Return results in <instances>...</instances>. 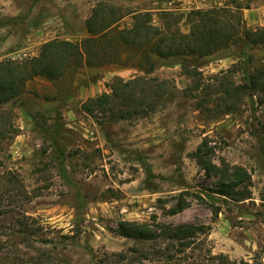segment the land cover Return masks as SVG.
I'll list each match as a JSON object with an SVG mask.
<instances>
[{
    "label": "rangeland",
    "instance_id": "1",
    "mask_svg": "<svg viewBox=\"0 0 264 264\" xmlns=\"http://www.w3.org/2000/svg\"><path fill=\"white\" fill-rule=\"evenodd\" d=\"M111 6L108 18H117V28L129 27L133 14L148 13L152 24L187 33L190 10L225 6L229 23L239 18L249 29L264 26V0H0V61L35 57L50 40L80 43L93 9ZM131 50L94 53L90 65L85 55L71 60L59 77L34 76L0 104V264H158L133 259L130 248L165 244L122 236L121 222L209 226L175 256L181 264H218L211 255L219 253L235 264H264L258 134L264 110L255 97L242 95L227 111L219 92L221 81L244 82V70L264 58V46L236 42L203 56L153 54L149 73ZM135 77L169 82L147 114L139 109L119 117L127 103L117 98L104 109L83 111L81 104L110 92L113 80ZM140 88L133 87L137 103ZM204 138L215 165L250 173L251 197L235 201L209 191L220 189L218 177L193 157ZM179 198L185 207L168 213Z\"/></svg>",
    "mask_w": 264,
    "mask_h": 264
},
{
    "label": "trees",
    "instance_id": "2",
    "mask_svg": "<svg viewBox=\"0 0 264 264\" xmlns=\"http://www.w3.org/2000/svg\"><path fill=\"white\" fill-rule=\"evenodd\" d=\"M225 7L190 10L187 14L190 23L187 33H182L179 29L171 30L170 27L152 24L148 13L133 14V20L129 27L117 28L112 26L117 18H108L115 10L112 6L111 8H94L86 20L88 36L82 42L50 40L42 45L35 57L21 62L0 61V104L19 95L23 84L32 77L41 75L49 79L57 78L62 75L69 61L79 63L85 55L84 61L90 65L92 63L90 55L99 52L104 55L107 49H111V52L115 51L118 56L121 52L130 49L133 52H139L140 59L148 63L147 68H144L143 71L149 73L154 67L150 59L153 54L163 58L190 54L203 56L236 42L264 46V26L249 29L241 24L243 21L239 18L236 25L231 24L226 17L230 13V8ZM233 7L238 11L241 9V6L238 5ZM101 41L106 45L96 49V44ZM243 59L245 63L251 62L250 57L246 56ZM248 67L249 65L243 72L244 82L239 84L230 81L220 82V100L225 102L227 111L233 108L234 103L240 100L242 95L250 98L255 97L257 106L264 110V58L254 66ZM136 84L142 86L140 88L141 100L138 103L134 101L136 95L133 87ZM168 85L167 80L155 78L135 77L125 81L117 78L108 85L110 92H103L98 96L88 98L81 104V107L83 111L91 113L95 107L104 109L105 105L117 98L121 102L127 103L124 104L125 108L122 106L123 109L120 110L119 117L128 118L132 116V112L139 113V109L142 113L147 114L155 108L159 101L164 99ZM198 86L199 84L195 85V87ZM132 102H136L139 107L136 108L134 104H131ZM258 134L264 145V119L258 124ZM206 148V138H204L195 150L193 157L205 173L218 177L220 189L209 191L235 201L251 197L250 173L239 165H234L231 168L225 164L215 165L209 159ZM184 207V201L179 198L174 206L168 209V213H177ZM119 225L122 236L131 237L139 243L161 240L165 244L163 248L153 246L151 251L143 250L137 246L130 248V251L136 254V258L133 259L157 261L158 264H181V259L174 261L175 256L179 257L180 254H184L186 249L199 239L200 235L208 234L210 229L209 226L192 223L175 225L153 222L150 225L121 222ZM262 249L264 246L260 247L259 252H262ZM211 257L221 262L218 264H235L223 253L211 255ZM241 264L248 263L241 261Z\"/></svg>",
    "mask_w": 264,
    "mask_h": 264
}]
</instances>
